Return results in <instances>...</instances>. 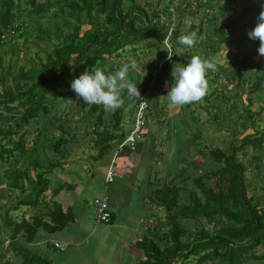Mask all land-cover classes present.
<instances>
[{
  "label": "trees",
  "instance_id": "16d2710c",
  "mask_svg": "<svg viewBox=\"0 0 264 264\" xmlns=\"http://www.w3.org/2000/svg\"><path fill=\"white\" fill-rule=\"evenodd\" d=\"M174 1L177 0H167V5L157 7L155 12L150 8V1L143 6L136 0H0V192L4 193L2 185L5 184L10 190L26 195L16 206L36 209L41 205L45 210L43 214L39 210L41 215L33 216L30 221H15L6 214L9 216L5 221L9 233L7 246L21 254L20 264H53L47 258L30 253L26 245L35 241L39 229L56 233L74 221L71 209L64 211L53 201L60 191L72 190V185L59 183L53 188L47 176L66 165L70 144L67 128L58 123V135L49 139L47 148L52 153V161L42 163L36 157L37 145L27 146L32 131L39 137L37 124L51 114L56 101L70 96L71 82L94 68L106 74L114 72L121 63L119 67L110 65L108 68L110 59H120L124 51L135 56L140 48L148 50L143 45L146 42L152 41V47L164 44L174 10L177 22L167 40L172 47L171 59L167 58L162 66L167 61V67L188 63L199 43L207 51L206 59H212L211 55L218 52L220 45L229 42L228 34L217 27V19L225 23L233 16L235 0H227L217 14L213 9L214 0H193V10H187L193 23L187 32L196 31L199 37L206 32V36L201 42L197 38L194 47L185 48L182 57L177 55V49L182 47L177 38L183 34L180 31L186 8L179 6L169 11ZM163 17L167 18L165 23ZM30 30L34 31L36 39L51 42L53 48L38 65L25 68L17 66L12 48L7 51L6 47L13 44L15 48L20 41L25 45ZM258 47L259 40H253L251 57L258 55ZM248 60L249 57H244L239 69L259 67L256 63L249 64ZM225 73L233 80L234 73L226 72L219 65L214 72L209 70L207 78L213 82ZM151 78L149 73L145 82ZM243 85L242 80L237 82V86ZM144 86L146 88L147 84ZM263 87L264 77H256L248 87V95ZM123 94L128 96L127 92ZM221 97L225 98L223 94ZM248 104H252L249 98ZM102 107L91 104L86 115L92 119L89 135L94 137L98 150L94 160L101 159L113 143L121 142L134 122L127 132L123 130L122 108L111 113L106 125ZM246 116L254 123L253 117L257 114L247 111ZM33 126L31 131L29 128ZM252 126L255 131L242 134L237 145L231 143L225 150L207 147V154L203 156L210 159L213 168L193 174L189 169L181 171L154 190L148 202L164 210L169 230L164 236L159 234L161 224L154 220L153 232H148L152 237L144 235L135 242L134 248L140 249L144 256L138 264H251L264 260V253L256 254L258 248H264V204L261 206L259 199L249 193L246 178L249 168L258 169L264 131ZM248 148L255 154L249 156ZM238 155L244 161L239 160ZM190 182L192 188L182 199L180 195ZM110 218L109 224L114 219L113 213ZM0 247L4 248L2 239Z\"/></svg>",
  "mask_w": 264,
  "mask_h": 264
},
{
  "label": "rangeland",
  "instance_id": "374dc122",
  "mask_svg": "<svg viewBox=\"0 0 264 264\" xmlns=\"http://www.w3.org/2000/svg\"><path fill=\"white\" fill-rule=\"evenodd\" d=\"M136 1L138 4L143 6L147 2H151L152 5L150 8L155 12L157 11V7L161 9L167 5V0H158L159 2L157 0ZM192 3L193 0H177L174 1L170 9L179 6L181 8H186V15H184L185 19V17L190 16V11L189 13L187 11L188 8H190L191 11L193 10ZM226 3H228L227 0H214L213 9L215 8V14L220 12ZM262 5H264V0H235L233 16L226 20L225 23L222 20L217 19V27L221 28V31L225 34H228L229 42L220 45L218 52L212 54L211 57L212 60L215 61L216 65L222 66L226 69V72L232 71V73H234V78L233 80L229 79V76L225 73L223 76L216 78V80L212 82V80L206 77L208 80V91L205 98H202L200 104L203 109L208 110L205 112L206 115H204V113L200 110H196V113L194 114L195 117L196 115L199 116L200 120L203 118L205 120L204 124L202 123L200 127L198 126L200 131L204 134V152L208 151L207 147H216L225 150L228 149L231 143L237 145L242 134H252L255 131L252 126L253 124L257 130L264 131V87L258 92L250 96L248 95V87L255 81V78L264 77V57L259 54L255 57L250 56V52L253 48V40L249 39L247 35V33L255 27L259 13L262 10ZM175 11L176 10L173 12L174 15ZM174 15L171 16L173 25L172 28H174L175 22H177ZM197 18H200V16H197ZM163 21L165 23L167 18L163 17ZM202 22H204V20H202ZM163 29H166V25L164 24ZM163 29L161 28V34ZM188 29L189 27H186L183 23L180 33H185ZM161 34L160 38L163 40ZM35 36L34 31L30 30V35H27L25 38V45H22V41H20V44L15 48H13V44L6 47L7 51H10V48H12L14 55L13 60L16 61L17 66L29 68L33 65H38L40 60H44L45 54L52 50L53 46L51 42L47 39L38 40ZM204 36H206V32L203 33L201 37L198 36V39H200L199 42L204 39ZM151 44L152 41L143 44L149 49L146 50V48H140V50L136 52L135 56H131L130 53L124 51L122 54L123 56L120 59H110L107 66L110 68V65H113L114 67L118 65L119 67L120 63L121 66L123 63L135 61L136 67L129 71V79L137 84L140 95L149 91V95L146 97V101H148L147 103H150V109L148 110L147 115V125L149 127V131L145 128L143 135L147 130V133L149 132V137L152 136L151 131L154 132V136L153 138L148 137V140L144 142V154H142V156L139 155L141 152V147L138 146L139 144H136L138 146L137 149L135 146V149L137 150L136 153L139 156L135 159L136 165L144 166L145 168L146 166L144 164H146V160L150 161L154 152L157 153L163 149L161 142L165 137L166 132L157 133L156 129L160 128V131H162L161 129L165 128L164 122L166 121V118H170L175 115L177 116L170 119V128L166 127V129H170L174 132V138L179 143L183 141L182 133L185 129L187 130V128H189L193 131V125L186 126L191 125L189 119L190 114L187 113L184 115L182 111L184 108H181L182 106L170 108L166 98L167 92L170 90L172 84V67L165 66L169 63V61H167L164 66H162V64L165 60H167V58H169V50L170 48L172 49V47L169 42L168 46L161 44L158 47H152ZM206 53L207 51H205V47L201 43H199L193 50L194 55H198L202 58H206L208 56ZM177 55L182 57V52H178ZM244 57H249V64L256 63L259 67L254 70L250 68L239 69V62ZM116 70H118V68H115V71ZM154 72H156L157 75H152L150 81L148 83L145 82V78L149 75V73L152 74ZM208 73L207 75H209ZM240 80L244 83L243 87L237 86V82ZM144 83L147 84L146 88H144ZM147 88H151V90H148ZM222 94L225 98H220ZM122 97L124 98L123 106L132 101V98L129 95L125 96L123 92ZM247 97L252 100L251 106L248 104ZM206 98L209 99V101L206 100ZM136 100L137 98L132 101L130 105L119 108H123V120L121 125L124 131H126L128 127L132 126V124L131 126L129 125L134 120L133 116L134 110H136ZM90 105L91 104L86 105L83 99L79 98L76 93L71 90L69 97L61 98L56 101L51 114H49L46 120L38 122L37 129L40 131L39 137L36 135L34 136L33 134L32 130L35 126L29 128L32 133L27 141V146L31 148L32 146L37 145L36 157L39 161L44 163L47 160L52 161V153L47 148L49 146V139L53 135H58V123L64 124V127L67 128L68 138L70 139V144L67 146L66 151V165L61 169H55L52 174L47 176L51 178L52 186L55 183H66L72 185V190L78 186L77 190L73 193L70 191L67 195H58L56 197L58 202L65 204L66 207H70L73 210L74 221L67 225L62 231L47 234L40 233L41 235L39 234L37 238L38 240L41 238L40 243L43 244L41 247L44 250L40 247V250L37 253L44 256L46 249H48V241L57 240L64 251L59 252L54 250V252L53 250H50V256L48 255V258L53 260L54 264H138L140 258L138 259L134 252L137 255L141 252L134 251L128 246L129 242H133L134 237L135 239L138 238V233L129 232L130 236L127 238L125 236L126 229L124 224L133 229L136 227V223L133 220L138 213L141 214L140 217H144L148 214V212H150L149 208L151 206H148L149 204L147 203L144 204V199L146 198V195L148 196V194L154 192L152 191L154 187H149V189H152L151 191L149 190V192H147L148 190H146L144 186H140V188L134 187L133 190L129 192L130 194L126 199L123 208L113 204L110 208L118 215L115 223L103 224L97 223L94 220L91 204L94 198L102 197L105 186L104 178L107 170V163L113 156L111 154L115 152V147L111 149V151L109 150L101 159H93L97 156L98 150L95 148L93 143L94 137L91 134L89 135V125L92 123V119L86 118V115ZM213 109H215V113ZM102 110L105 111L103 107ZM247 111L257 114V116L253 117L254 123L246 116ZM111 113L113 112L105 111L103 120L106 125H109ZM208 117L213 120L212 124L208 121ZM152 118H157L156 124H154ZM180 118L182 120H187L186 124L183 122L182 125V122L179 120ZM215 118L219 121H216L217 119ZM214 121L216 124H214ZM157 124H160V127L157 126ZM145 135L147 136V134ZM192 139L196 140L194 136H192ZM138 140L141 141L142 139L138 138ZM190 144L192 145V142ZM130 150L132 151V149ZM168 150L170 151L171 149L168 148ZM191 154H193V151ZM248 154L249 156H252L255 153L252 149L248 148ZM258 155H260V161L257 162L258 169H255L254 167L249 168L246 172V178L248 181L249 193L257 197L260 201V205L263 206L264 143L262 145V149L258 152ZM146 157H148V159H145ZM186 159H188V157ZM238 159L244 161L240 155H238ZM118 160L119 159H117V162ZM203 160L204 165H206L205 169H211L214 167L210 159L206 158ZM170 161H172L171 165L159 167L160 169H158V171L165 169L164 171L166 172L164 174L159 173L160 177L158 178V184L155 183L156 188L166 180L171 179L175 174L181 173L184 169L186 171L188 169L186 166H190V164H187V161H185V163L182 162L184 166L180 168L181 165L175 156L171 159L168 158V162ZM163 162L167 163L166 161ZM153 168L156 171V167ZM29 170H31V168H29ZM194 170L197 171L195 168ZM31 176L33 175L31 174ZM181 181H184V179ZM120 183L122 185H126V182L124 181ZM115 184H118V182ZM2 186L4 187V193L0 192V240L2 239L5 246L9 243V233L7 235L5 234V229H8L5 226V221L9 217L6 216V214L8 213L11 219H14L15 221H22L23 218L25 220L30 219L31 216L30 212H28L26 208H23V206H16L19 199H25L26 195H23L19 191L10 190L5 184ZM191 188V182L186 183L185 192L181 193L180 197L184 199L187 192L190 191ZM136 189L140 190L136 191ZM47 196L49 197V195ZM138 199L140 207H135L134 202ZM153 211L155 213L147 219H154L161 224L158 232L163 235L169 230V225L166 224L165 220V212L162 208H154ZM128 212H131V216L134 217L130 216L129 219L127 215ZM116 225L119 226L117 227ZM140 227H142L141 233H143L145 225L142 224L141 221L138 223V228ZM152 230L153 228H150V232L147 231L144 235H150L153 232ZM52 244L53 243H51V245ZM159 246L162 245L159 244ZM8 248V246L7 248L0 247V249ZM7 251L5 250L4 252H1L3 254L5 253V255L0 254V264L5 263V256L6 258L11 259L12 253L10 255ZM258 251L260 254L261 252L264 253V248L260 247L258 248ZM8 255L10 256L8 257ZM258 262L259 264H264V261Z\"/></svg>",
  "mask_w": 264,
  "mask_h": 264
},
{
  "label": "crops",
  "instance_id": "0c3cea01",
  "mask_svg": "<svg viewBox=\"0 0 264 264\" xmlns=\"http://www.w3.org/2000/svg\"><path fill=\"white\" fill-rule=\"evenodd\" d=\"M172 20V19H171ZM220 66V65H219ZM212 72H214V71H212ZM149 90H151V88L149 89ZM149 91H147L146 92V97H148V95H149V93H148ZM205 97H203V99H204ZM138 100H139V98H137V100H136V105H137V103H138ZM200 102H201V100L199 101V102H195V103H191V105H190V107L188 108V107H185V105H184V110H182L183 111V114L185 115V114H190V123H191V125H186V126H192V128H193V131L192 130H190L189 128H187V130L185 129V131L182 133V139H183V141L182 142H177L176 141V139L174 138V132H172L170 129H166V127H168V128H170V125H169V121H170V119L172 118V117H177L176 115L175 116H172V117H170V118H166V121L164 122V127L165 128H162L161 130L162 131H160V128L159 129H156V132L157 133H160V132H166V135H165V137L162 139V142H161V145H163V149H161L160 151H158L157 153L156 152H154V154H152V156H151V159H150V161H147L146 160V164H144L145 166H146V168L144 167V166H137L136 165V161H135V159H136V157L138 156L137 155V147L139 146V147H141V152H140V156H142V154H144V149H143V147H144V142H146V140H148L147 138L149 137L148 136V133H147V130L149 131V127H148V125H147V120H148V117L146 118V127L145 128H147V130L145 131V134H147V136L145 135H143V131L145 130H143L142 131V136L141 137H139V138H141L142 140L140 141V140H137V143L139 144L138 146L136 145V149L134 150V151H131L130 150V148H125L123 151H121V153L120 154H118V156L116 157V161H115V167H116V169L120 172V173H122L123 174V179L122 180H120V181H116V182H114V183H111V184H107V183H105V178H104V184H105V186H104V190H103V194H102V197L104 196V195H106L107 196V199H108V203H109V207H111L113 204H116L117 206H120V208H123L124 207V204H125V202H126V199H127V197H128V195L130 194L129 192H131V190H133V188L135 187V188H137V187H139L140 188V186H144L145 188H146V190H148L147 192H149V190L151 191L152 189H149V187L151 188H153V190L152 191H154L155 189H156V185H155V183H157L158 184V178L160 177V175H159V173L160 174H164L166 171H164L165 169H161V171H158V169H160L159 167H166L167 165L169 166L171 163H172V161H170V162H168V158L169 159H171L173 156H175V158H177L178 159V161H179V164L181 165V167L180 168H182V166H184L183 164H182V162H184L185 163V161H187V164H190V166H186V168H188L189 170H190V172H191V174H193V173H196L197 171H202V169L204 170L205 169V167H206V165H204V160L203 159H206V158H204V156H203V153L204 154H207V152H204V150H203V142H204V140H203V133L200 131V129H199V127H200V125H202V123L204 124V118L203 119H199V116H197L196 115V117L194 116V114L196 113V110H200V111H202L203 113H204V115H206V111L208 110H206V109H203V107L201 106V104H200ZM149 104V106H150V103H148ZM136 105H135V107H136ZM163 105V104H162ZM150 108V107H149ZM212 108V107H211ZM214 110V113H215V109H213ZM134 114H135V110H134ZM147 115H148V112H147ZM216 116V115H215ZM133 118H134V116H133ZM209 118V119H208ZM207 119H208V121H210V123L212 124V122H213V120L210 118V117H208ZM153 119V121H154V124H156V122H157V118H152ZM211 119V120H210ZM215 119H217V118H215ZM181 122H182V125H183V122H184V124H186V122H187V120H182L181 118L179 119ZM216 121H218V120H216ZM131 124L132 123H130V125L129 126H131ZM214 124H216V122L214 121ZM157 126H159L160 127V124H157ZM199 126V127H198ZM129 128L130 127H128V129L126 130V132L129 130ZM152 129V128H151ZM151 134H152V136L151 137H149V138H153V136H154V132L153 131H151ZM144 136V137H143ZM192 136H194L195 137V139L196 140H193L192 139ZM140 142V143H139ZM192 142V145L190 144ZM116 143H113L112 144V146H111V149H113L114 147V149H116ZM168 148H170L171 150L169 151L168 150ZM111 149H110V151H111ZM155 150H156V148H155ZM193 151V154H191V152ZM136 153V154H135ZM157 154H158V156H157ZM111 155H114V153L113 154H111ZM191 156V157H190ZM139 157V156H138ZM188 157V159H186ZM112 158H113V156L110 158V160H109V162L107 163V167H108V165H109V163H110V161L112 160ZM117 159H119L118 160V162H117ZM145 159H148V157H146ZM209 159V158H208ZM161 160H162V162L163 161H166L167 163H165V162H163V164H165V165H163L162 164V162H161ZM159 166H158V165ZM153 167H156V171H155V169L153 168ZM176 167V166H175ZM179 168V169H180ZM185 168V167H184ZM183 168V169H184ZM194 168L195 169H197V171L196 170H194ZM182 169V170H183ZM183 171H185V169L183 170ZM156 175V177L155 178H153V175ZM126 182V185H122L120 182ZM167 181V180H166ZM165 181V182H166ZM118 182V184H115V183H117ZM154 183V184H153ZM59 184V183H58ZM150 184H152V185H150ZM56 185H57V183H55V184H53V188L54 187H56ZM159 187V186H158ZM157 187V188H158ZM77 188H78V186L74 189V190H62V191H60L59 193H58V195H67V194H69L68 192H74V191H76L77 190ZM139 191L140 189H136V191ZM49 191L46 193V195H49ZM152 193H154V192H151V194H148V196L146 195V198L144 199V204L145 203H147V204H149L148 206H151L149 209H150V212H148V214L146 215V216H144V217H140V213H138V215L135 217V219L133 220L135 223H136V227L135 228H130V227H128L126 224H124V226H125V229H126V234H125V236L128 238L129 236H130V234H129V232H132V233H138V238L137 239H135V237L133 238V242L131 241V242H129V244H128V246H129V248L130 249H133L134 251H140L141 253H139V255H137L135 252H134V254L138 257V259L140 258V260H144V256H143V253H142V251L140 250V249H136V248H134V245H135V242H137L138 241V239H139V237L142 235V233H141V231H142V227H140V228H138V223L141 221V220H146L147 218H149L152 214H154L155 212L153 211L154 210V205L153 204H150L148 201H149V199L151 198V196H152ZM57 195V196H58ZM56 196V197H57ZM56 197H54V199H53V201H56L57 203H59L60 205H61V207H62V209L65 211L66 209H71L70 207H66L65 206V204H63V203H60V202H58L57 200H56ZM41 206V205H40ZM39 206V208H36V209H33V208H29V207H24L23 206V208H26V210H28V212H30V219H26L27 221H30L31 219H32V217L33 216H35V215H37V214H40L39 213V210H41V214H43L44 212H45V210H44V208L42 207H40ZM134 206L135 207H140V202H139V199L138 200H136V202H134ZM92 209V208H91ZM159 209H161V208H159ZM72 210V209H71ZM110 211H111V213H113V215H114V219H113V221H112V223L111 224H113V223H115V221H116V219H117V214H115L112 210H111V208H110ZM72 212H73V210H72ZM32 213V214H31ZM40 214V215H41ZM73 215H74V213H73ZM128 218L130 219V216H131V212H128ZM131 217H134V216H131ZM24 219V218H23ZM143 224V223H142ZM117 226V225H116ZM119 226V225H118ZM117 226V227H118ZM150 232V231H149ZM40 233H42V234H47V232L46 231H44L43 229H39L38 230V233H37V236L40 234ZM5 234L7 235L8 234V229L6 230L5 229ZM41 235V234H40ZM140 235V236H139ZM145 236H147V235H145ZM148 236H151V235H148ZM40 241H41V238L38 240V238L36 237V239H35V241L33 242V243H31V244H28V245H26V248H27V250L30 252V253H35V254H37V255H39V256H41L40 254H38L37 252L40 250V247L41 246H43V244H41L40 243ZM51 243H53L52 245H51ZM54 243H58V241L57 240H54V241H51V240H49L48 241V244H47V248L48 249H46V253L44 254V256H41V257H44V258H47V259H49L50 260V258H48V255L50 256V250H57V251H59V252H63L64 251V249L63 250H61V249H59V248H56L55 246H54ZM59 244V243H58ZM60 245V244H59ZM7 245H5L4 246V248L6 247ZM61 246V245H60ZM7 248V247H6ZM42 248V247H41ZM50 248H54V249H50ZM7 251L8 253H10V255H11V253H12V256H11V259H8V258H6V256H5V262L6 263H9V264H20L21 263V261H22V256H21V254L17 251V249H15V248H13V247H9L8 249H0V254H3V253H1V252H4V251ZM42 250H44L43 248H42ZM7 252H6V254H7ZM55 252V251H54ZM48 253V254H47ZM256 254H260V252L257 250V253ZM261 254H263V252H261ZM3 255H5V253L3 254ZM10 255H8V257L10 256ZM143 258V259H142ZM139 260V261H140ZM50 261H52V263L54 264V262H53V260H50ZM138 261V262H139ZM264 261V260H263ZM251 264H259V262L257 261V262H253V263H251Z\"/></svg>",
  "mask_w": 264,
  "mask_h": 264
},
{
  "label": "clouds",
  "instance_id": "9594fccd",
  "mask_svg": "<svg viewBox=\"0 0 264 264\" xmlns=\"http://www.w3.org/2000/svg\"><path fill=\"white\" fill-rule=\"evenodd\" d=\"M183 23L186 27H191L193 20L190 17H185ZM247 35L251 40H259L257 51L260 56L264 57V5H262L255 27ZM197 38L196 31L181 34L177 38V43L182 47L178 48L177 51L183 52L185 48L194 47ZM135 67V61H130L123 63L118 70L107 74L99 68H94L91 72L86 71L73 80L71 89L79 98L83 99L86 105H101L105 111L114 112L124 104L122 97L124 91L130 97L142 100L137 84L132 82L128 75L129 71ZM209 70H216L215 61L198 55L192 56L186 64L172 66V84L166 95L169 107H181L202 100L208 91L206 77ZM142 101L145 105L148 102Z\"/></svg>",
  "mask_w": 264,
  "mask_h": 264
},
{
  "label": "built area",
  "instance_id": "2783aa9c",
  "mask_svg": "<svg viewBox=\"0 0 264 264\" xmlns=\"http://www.w3.org/2000/svg\"><path fill=\"white\" fill-rule=\"evenodd\" d=\"M172 10L173 9H170V11ZM172 26L173 25L171 24L168 29L166 38L164 40V44L166 46H168L167 40L173 30ZM152 75L156 76L157 73L154 72L152 73ZM141 98L142 100L146 101V92L141 95ZM142 100L141 99L138 100L135 114H134V122H133V126L131 130L121 142L116 143V149H115L113 158L110 161L107 167L106 173H105V183L107 184H111V183H114L116 181H120L123 179V174L120 173L115 167L116 157L125 148H130L133 151L137 144L138 138L142 136V131L146 127V118H147V112L149 110V104L147 103L145 105V103ZM91 208H92L94 220L97 223L109 224L110 219H111L110 218L111 211H110V207H109V203H108V199L106 195H104L103 197L94 198L91 204ZM141 222L145 225V227L143 229V233L140 236V238L144 236V234L147 233V231H149L150 228H153L155 225L154 219L141 220ZM140 238L138 240H140ZM54 246L56 248L63 250L58 243H54Z\"/></svg>",
  "mask_w": 264,
  "mask_h": 264
}]
</instances>
